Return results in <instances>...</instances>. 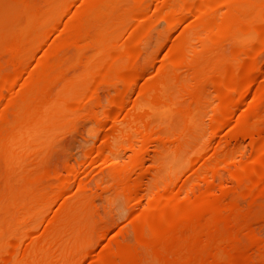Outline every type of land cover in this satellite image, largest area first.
<instances>
[{
    "label": "bare ground",
    "instance_id": "6f19581e",
    "mask_svg": "<svg viewBox=\"0 0 264 264\" xmlns=\"http://www.w3.org/2000/svg\"><path fill=\"white\" fill-rule=\"evenodd\" d=\"M75 1L0 0V264L83 258L105 227L92 207L93 180L81 179L78 164L107 161L110 184L94 191L114 189L145 205L128 239L109 242L106 254L93 255L96 264H264V237L253 227L264 221V0ZM234 38L244 42L222 51ZM210 97L217 144L201 156L200 172L172 187L169 157L200 136ZM79 124L88 137L77 143L79 159L62 171L39 167L56 136ZM244 139L248 158L234 161ZM125 149L132 154L121 163ZM56 201L42 231L23 242L26 219ZM81 239L62 259L57 251Z\"/></svg>",
    "mask_w": 264,
    "mask_h": 264
},
{
    "label": "rangeland",
    "instance_id": "374dc122",
    "mask_svg": "<svg viewBox=\"0 0 264 264\" xmlns=\"http://www.w3.org/2000/svg\"><path fill=\"white\" fill-rule=\"evenodd\" d=\"M77 1H79V3H80V0H76L75 1L77 4H79ZM77 4H76V6H77ZM67 17L68 16L64 14L60 18V20L62 19L61 20L62 22L63 21H66ZM160 24L161 23H159L157 25V28H161L162 27V24L161 25ZM55 31L53 32V34L50 36L51 38H49V39H53L54 38V35L56 36V34L58 33V31H56V32ZM239 42L243 43L244 41L241 38H236V39L234 38V39H230V40L228 39L226 41H223L221 43V47L223 46L222 47V51L228 53V51H230V48H232L233 44H241ZM194 44H195V46L197 48L199 47V42L196 43V41H195ZM44 45H45V43H42L41 47L36 50L37 53L35 51V53H36V54L34 53L35 56H34V54L32 55V57L30 59L32 61L29 63L30 66L33 67L34 65H36L35 63L37 62L38 57L41 54L39 52H41V50L44 48L43 47ZM224 45L225 46H228V47H225ZM226 48H228V49H226ZM68 51L67 52L70 53V50L69 49H68ZM162 52H164V51H162ZM162 52L160 53V55H158V57H160L162 55ZM2 54H4V51L2 52ZM260 57H261L260 58L261 59L260 61H261L262 65H264V49L262 51H260ZM184 77L185 78L187 77V74L186 73L184 74ZM187 80H188V77L185 80L183 78V81L182 82H186ZM182 93H183V91L180 90L179 91L178 101H182L184 99V97L182 96ZM214 103H216L215 100H214V98L210 97V103L207 106V109L205 108L206 110L202 111V113H201L203 116L202 115L200 116V122H199V124H200V136L198 134L197 135V139L195 141L190 140L191 142L189 141V145L187 147H185V150L181 154H179L178 157H176L174 155H173V157L172 156L169 157V159L172 158L174 160V161H172V159L171 160L168 159L169 161H172V167H171V170H170V175H168L167 173H165V179H167V180L169 179L168 181H171L170 182V186L173 187V185H174V187H176V186H178L181 183L179 181H182V180L183 181H186V179L189 180L190 178L193 177V174L195 175L196 173L200 172L201 169H199L198 167H200L201 164H202V162L206 158L209 157L208 156L209 153H211L213 151L215 145L217 144L216 143L217 142L216 141L217 136H214L211 133V130H210V119H209L211 117V109L213 108ZM255 106L256 107H259V105H257L256 103H255L254 107ZM176 122L177 123L179 122V118L176 119ZM80 124H82V126H85V124H83V122L80 123ZM80 124L77 127L79 129L76 128L74 130H69V131H66V132L64 131L65 132V133L63 132V135L64 136L62 135V133L60 134L61 136L60 135L56 136V139H54V142L56 143V145H54L55 143L53 142L51 146H53V145L54 146L53 147L50 146V147L51 148L56 147L57 149H54V150L51 151V148L49 147V149L45 152V155L43 154L44 156H41V160L39 159L40 160L39 161V167H43V168H45V167L46 168L56 167V169H60L62 171V169H61L62 166L61 165H63V163L68 162V161L74 162L75 160H78L79 159V158L77 159L76 157H80L82 155L81 151L79 152V150H81V148H82L81 145L83 143H84L83 146L86 145V144H88V143H86V140L88 139V137L86 136V133H84V131H82V130H84V127H82ZM79 126H81L82 128L79 127ZM78 130H80L81 132H79ZM72 132H73V134H72ZM79 133H82V134H80L81 136L78 135ZM75 135L78 136V137H80V138L76 137ZM82 135L85 136V137H83ZM81 138H83V139H81ZM58 139L60 140V143H58L59 145L56 142V140L59 142ZM77 139H79V140H77ZM77 143H79L81 145H78L79 146L78 147L77 146ZM242 144H243L242 145L243 146V149H242L241 152H237L239 154L236 153L234 155V157L237 158V159L233 158L234 161H237L238 160L237 162H239V161H242V159H243V161H245L246 158H248L246 156L249 155L248 153L250 152V148H248L249 147V145H248L249 144V140L248 139H244L242 141ZM49 150L51 152L48 154ZM149 150H150V154H152V147H150ZM198 153H200V154H198ZM123 154H125V156ZM127 154H129L131 156L132 151L129 150V149L123 150L120 153V155H119V158H118L119 162H121V163L128 162L130 157H129V155L127 157L126 156ZM243 154L244 155L247 154V155L244 156ZM203 155L206 158L201 157ZM50 156H51V158H50ZM58 159H60V160H58ZM53 160L54 161L56 160L55 161L56 163H54ZM43 162L45 163V166H44V163ZM50 162L51 163L53 162L52 165H51ZM146 162H147L146 164H149V160H146ZM49 163H50V165H49ZM104 163H103L104 166H103L102 163L101 164L100 163H97L96 164L97 166L96 165H93V166L92 165H89V163H84V165H82L83 163L82 164L81 163L78 164V169L79 168L82 169V170L79 169L80 170L79 176L83 175V178L81 176V179H83L84 181L86 180L85 182H87V184L93 180V182H91V184L90 183L88 184V185H90L89 187H90V190H91L92 195H93L92 196L93 200H91L92 207H93V209L95 211L94 212L95 213V217L96 216L98 218L101 217L100 220H99L100 223H98L99 224L98 226H100V224H101L103 227L100 226L98 228L103 229L105 227L106 229L104 228L103 230H101V234L100 235H97L96 233H94V235L90 238V241H89L90 243H89V245L87 247L88 250H87L86 255L83 258H79L77 260L76 264H96V261L92 260L93 255L96 254L97 252L98 253H102V254H106L107 250L105 249V247H106V245L109 242H111V241H118L119 242L120 239H121V241H124V240L128 239V237H129L128 230H129L130 225H131V222H132V219L131 218H133L138 213V211L141 209L142 205H145V199H142L139 202H135V201L132 202L131 201V203H130V200H126V199L122 198L121 195H120L121 197H118L117 198L116 197L117 195H115V194H118V193L114 189H111V188H109L111 190H108V192L106 191V193L104 191H101L100 189H97L96 191H94V185L95 184L102 183L101 185L103 187H104V185L106 187L108 184H110V180L106 176V174L108 173L107 170L112 166V161H107V162H104ZM53 164H55V165L53 166ZM86 166H88V167H86ZM198 169H199V171H198ZM33 172H30V173L35 174V171H33ZM104 172H105V174H104ZM172 176H173V178H172ZM85 177H86V179H85ZM173 181L174 182L176 181L177 183L176 182L174 183ZM91 185H92V187H91ZM203 186H204V183L201 182L200 184H198V186H196L198 188L195 187V189H194V191L192 193H195V191L196 192L199 191V188H202ZM90 190H88L87 192H90ZM185 193H187V195H190L191 191L189 190L187 192H184V194ZM75 196H78V195L74 194L73 197L71 195V196H68V198H74ZM107 196H108V198H107ZM116 200H117V202H116ZM93 201H95V202H93ZM56 205L58 206V202L57 201L51 207H49V209H46L45 211H43L37 217V219L34 220V221L30 220V217L26 219L24 225L26 226L27 229L30 230L31 233L30 234H27L24 237L23 242L29 241L31 238L37 236V234H39V232L42 231L41 229H43L44 224L46 223L47 218L48 217L50 218L52 216V214L54 212L53 210L56 207ZM56 208H55V210H56ZM130 220H131V222H130ZM128 224H130V225H128ZM127 226L129 228H127ZM253 227H254L255 232L258 234V236L264 237V221H261V220L255 221L254 224H253ZM6 229L8 230V226L6 227ZM120 230H122L121 232H124L125 231L124 232L125 235L123 233H121ZM126 233H127L128 237H126L127 236ZM4 235H5L6 238H8L9 235H11V236L13 235V232L10 233V234H9V232H6V233H4ZM112 236H115V238H113ZM123 236H125L124 237V240L122 238ZM103 242H104L105 245L103 244ZM82 245H84L82 239L80 241H77V240L72 241L71 243L67 242L66 245L64 244L62 246L61 250L60 251L58 250L57 252H59L60 254L62 253L64 255L62 257V259H65V257L67 256V254L71 253L73 251V249L76 250L75 248L77 246L80 247ZM57 252H52L51 253L52 254L51 255L52 257H50L48 255L50 259L52 258V260H51L52 262L54 261V259L56 257V256H54V254L57 253ZM59 253H57V255ZM53 256H54V258H53ZM51 261H48V262L51 263ZM93 261H94V263H93Z\"/></svg>",
    "mask_w": 264,
    "mask_h": 264
}]
</instances>
